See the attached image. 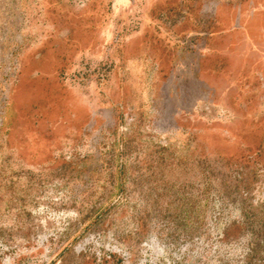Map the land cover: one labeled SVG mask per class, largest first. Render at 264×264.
Returning <instances> with one entry per match:
<instances>
[{
	"label": "rangeland",
	"instance_id": "obj_1",
	"mask_svg": "<svg viewBox=\"0 0 264 264\" xmlns=\"http://www.w3.org/2000/svg\"><path fill=\"white\" fill-rule=\"evenodd\" d=\"M0 264H264V0H0Z\"/></svg>",
	"mask_w": 264,
	"mask_h": 264
}]
</instances>
